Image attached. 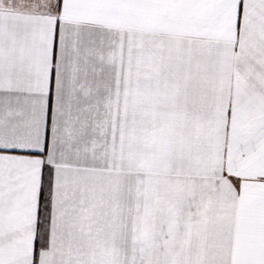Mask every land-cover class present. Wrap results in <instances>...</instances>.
Returning a JSON list of instances; mask_svg holds the SVG:
<instances>
[{
    "label": "snow or ice",
    "instance_id": "6c2138e0",
    "mask_svg": "<svg viewBox=\"0 0 264 264\" xmlns=\"http://www.w3.org/2000/svg\"><path fill=\"white\" fill-rule=\"evenodd\" d=\"M0 264H264V0H0Z\"/></svg>",
    "mask_w": 264,
    "mask_h": 264
}]
</instances>
